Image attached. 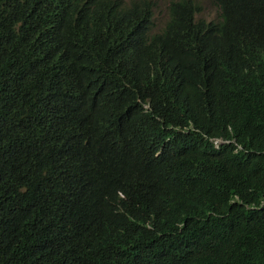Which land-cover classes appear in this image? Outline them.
<instances>
[{
  "label": "trees",
  "instance_id": "trees-1",
  "mask_svg": "<svg viewBox=\"0 0 264 264\" xmlns=\"http://www.w3.org/2000/svg\"><path fill=\"white\" fill-rule=\"evenodd\" d=\"M213 1L220 17L210 21L195 18V0L171 1L166 26L150 34L154 0H0V162L18 169L0 191V264H96L76 242L47 238L15 251L36 229L74 221L56 182L67 151L51 182L21 187L26 163L28 174L42 168L43 123L64 109L107 106L134 117L120 152L130 171L125 207L106 232L119 253L130 264H214L216 252L218 264H264V65L253 63L264 47V0ZM153 112L194 128H167ZM204 133L242 149L215 148ZM151 181L195 190L183 223L141 224Z\"/></svg>",
  "mask_w": 264,
  "mask_h": 264
},
{
  "label": "clouds",
  "instance_id": "clouds-1",
  "mask_svg": "<svg viewBox=\"0 0 264 264\" xmlns=\"http://www.w3.org/2000/svg\"><path fill=\"white\" fill-rule=\"evenodd\" d=\"M166 1L167 18L160 28L153 29L154 11L157 6L154 1L148 33L160 32L166 26L170 18V3L177 0ZM195 1L201 7L195 18L210 21L220 17V7L213 0L219 7V14L212 19L200 15L202 6L198 0ZM59 54L61 56L60 52ZM253 63L264 65V47L260 49ZM138 99L145 111L151 110L148 100L141 101L140 97ZM152 115L162 122V126L167 124V128L184 131L194 128L191 121H188L187 125H173L156 112ZM128 126H134V117L125 106L64 109L54 118L43 123L38 136V152L42 168L33 169L28 174L29 165L26 163L21 187L33 183L51 182L56 175L57 164L62 159L60 153L67 151V163L61 173H58L56 182L63 197L62 206L64 209L67 207L71 209L74 221L69 227L45 226L36 229L34 236L16 249L15 258L35 249L49 238L62 245L73 242L87 245L96 264H130L125 256L119 253L115 241L106 234L111 217L123 211L125 207L123 185L130 171L121 159L120 152L125 143L133 137L134 132H129ZM203 136L215 148L225 143H233L236 146L234 151L242 149L233 137L208 136L205 133ZM168 139L167 135L165 140ZM160 149L161 146L155 154H158ZM17 171V167L0 162V191L4 190V182L15 183ZM147 184L148 190L141 217L143 226L155 230L156 224L165 218L178 216L180 219L177 222L182 220V223L187 219L189 214L186 210L187 208L192 210L194 189L171 190L162 188L155 181ZM165 234V231H160L162 240H166ZM177 242H179L178 237L174 243ZM234 246L242 256L245 255V251H239L244 246L243 242L236 241ZM217 253L213 254L214 264H218Z\"/></svg>",
  "mask_w": 264,
  "mask_h": 264
},
{
  "label": "rangeland",
  "instance_id": "rangeland-1",
  "mask_svg": "<svg viewBox=\"0 0 264 264\" xmlns=\"http://www.w3.org/2000/svg\"><path fill=\"white\" fill-rule=\"evenodd\" d=\"M157 6L154 11L153 29H158L162 26L167 18V1L154 0ZM202 6L201 16L206 19L216 18L219 14V7L212 0H198Z\"/></svg>",
  "mask_w": 264,
  "mask_h": 264
},
{
  "label": "bare ground",
  "instance_id": "bare-ground-1",
  "mask_svg": "<svg viewBox=\"0 0 264 264\" xmlns=\"http://www.w3.org/2000/svg\"><path fill=\"white\" fill-rule=\"evenodd\" d=\"M134 1V0H133ZM140 3H142V2H140ZM167 3V2H166ZM29 75V74H28ZM27 77V76H26ZM29 110V109H28ZM26 111V113H28L27 112V110H25ZM32 111V110H31ZM35 111V110H34ZM31 113V112H30ZM39 113V112H38ZM31 114H33V113H31ZM27 116H29V114L27 115ZM31 117V116H30ZM9 118V117H8ZM32 118H33V116H32ZM36 118V117H35ZM20 121V120H19ZM16 122V121H15ZM64 155V154H63ZM66 155V154H65ZM16 156V155H15ZM68 156V155H67ZM62 158H64V157H62ZM20 159V158H19ZM67 159V158H66ZM16 161V160H15ZM14 162V161H13ZM34 162V161H33ZM61 163H62V161H61ZM58 166V165H57ZM61 166V165H60ZM61 168H63V167H61Z\"/></svg>",
  "mask_w": 264,
  "mask_h": 264
}]
</instances>
